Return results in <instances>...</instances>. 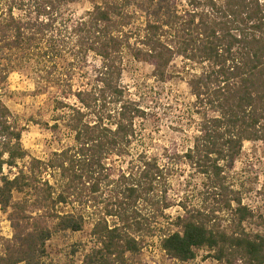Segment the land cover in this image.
<instances>
[{
  "label": "trees",
  "instance_id": "obj_1",
  "mask_svg": "<svg viewBox=\"0 0 264 264\" xmlns=\"http://www.w3.org/2000/svg\"><path fill=\"white\" fill-rule=\"evenodd\" d=\"M68 1L5 0L0 7V91L8 74L1 63L6 52H14L16 61L33 56L55 66L50 55L55 57L56 50L40 48L54 25L61 29L49 42H62L78 64L89 54L101 62L90 85L73 91L70 79L64 86L63 94H73L79 104L62 106L70 109L64 124L75 145L48 160L24 149L0 94V211L11 229L10 237L0 236V264H52L47 241L81 231L85 224H91L96 245L82 264H136L143 237L153 235L157 225L165 229L158 223L162 213L142 215L137 209L138 202L155 204L161 178L156 159L140 154L117 176L105 163L128 155L135 137L139 109L131 107L119 83L124 54L149 62L161 81L176 58L192 66L187 83L192 112L200 117L184 158L232 213L228 225L221 226L199 211H186L168 223L175 229L160 237L162 250L180 262L207 249L224 264H264V233L244 229L254 215L240 191L230 189L232 197L226 196L225 185L226 167L244 142L264 141V0H140L138 5L99 0L83 18L58 23L54 9ZM39 22L44 27L34 28ZM4 166L15 173L4 174ZM112 184L115 192L104 197ZM68 206L70 211H61Z\"/></svg>",
  "mask_w": 264,
  "mask_h": 264
},
{
  "label": "rangeland",
  "instance_id": "obj_2",
  "mask_svg": "<svg viewBox=\"0 0 264 264\" xmlns=\"http://www.w3.org/2000/svg\"><path fill=\"white\" fill-rule=\"evenodd\" d=\"M26 1L31 3V0ZM98 1L69 0L55 8L53 15L57 14L60 18L58 23L67 21L68 25L72 20L83 18ZM4 2L0 0V7ZM131 3L138 5L140 0ZM129 9L132 11L134 8ZM40 27L44 26L39 22L34 28ZM52 28H48L46 44L42 41L40 48L56 50L55 57L52 52L50 55V61L55 66L51 67L48 59L33 56L28 60L16 61L11 55L14 52H6L1 59L3 66H8L0 94L10 110L9 120L14 121L20 129L21 143L27 153L41 160H48L54 152L75 145L73 133L64 124L70 109L62 106L79 104L73 94H63L64 86L68 85L70 79L73 91L90 85L95 69L101 64L93 54H89L84 63L78 64L74 54L69 48H64L62 42H49L50 36H57L61 29L58 25ZM192 71L190 64L176 58L165 81H161L153 76V66L149 62L134 60L128 54L122 58L119 83L125 90V99L133 102L131 107L139 109L134 121L135 137L128 155L124 158L113 157L105 163L111 165L108 172L117 176L121 171H127L131 160H136L140 154L156 159L161 178L157 184L159 192L156 193L155 204L150 206L138 202L137 209L142 215L149 211L158 215L162 213L158 223L165 227L162 231L163 226L157 225L153 235L143 237L142 249L134 256L136 264H224L214 260L207 249L198 250L192 261L180 262L169 257L160 245L164 231L175 229L168 223L185 215L186 211L194 214L199 211L209 216L211 224L219 223L221 226L228 225L232 219L231 211L222 208L221 197L214 194L209 181L184 158L186 151L192 147L195 123L199 122L200 117L192 112L194 98L187 83ZM50 77H56L60 82ZM226 168L225 185L229 189L226 196L232 197L230 189L240 191L242 203L254 215L244 222V229L249 233H264V224L260 225L264 220V141L244 142L233 165ZM15 171L6 166L3 168L4 174L13 175ZM115 187L112 184L103 196L107 197L110 190L115 192ZM101 207L95 208L100 210L98 208ZM70 210L71 206L61 207V211ZM90 230L91 224H85L81 231L55 234L46 243L47 261L52 264H82L83 255L96 245ZM0 236H11L7 216L1 211Z\"/></svg>",
  "mask_w": 264,
  "mask_h": 264
}]
</instances>
